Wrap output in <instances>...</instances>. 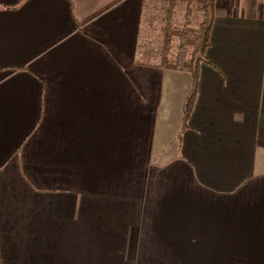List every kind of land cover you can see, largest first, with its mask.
<instances>
[{
  "label": "crops",
  "instance_id": "obj_1",
  "mask_svg": "<svg viewBox=\"0 0 264 264\" xmlns=\"http://www.w3.org/2000/svg\"><path fill=\"white\" fill-rule=\"evenodd\" d=\"M152 2L0 0V264H264V0H216L180 140Z\"/></svg>",
  "mask_w": 264,
  "mask_h": 264
},
{
  "label": "trees",
  "instance_id": "obj_2",
  "mask_svg": "<svg viewBox=\"0 0 264 264\" xmlns=\"http://www.w3.org/2000/svg\"><path fill=\"white\" fill-rule=\"evenodd\" d=\"M152 3L151 7H159L157 13L148 14V20L159 21L156 26L151 21L152 30L155 33L158 30L160 37L158 66L190 73L193 79L192 88L183 104L182 128L178 135L180 140L196 102L201 65L218 67L207 56L216 16V0H153ZM147 6H144L143 16ZM194 19L199 21L195 24Z\"/></svg>",
  "mask_w": 264,
  "mask_h": 264
},
{
  "label": "rangeland",
  "instance_id": "obj_3",
  "mask_svg": "<svg viewBox=\"0 0 264 264\" xmlns=\"http://www.w3.org/2000/svg\"><path fill=\"white\" fill-rule=\"evenodd\" d=\"M158 8L159 7H151V6H147L146 8H145V15L143 16V19H142V23H141V30H142V33H148V34H150L151 35V37L153 38V40H154V42L155 43H157V44H155V46H158V45H160V37L158 36L159 35V32H158V30L156 31V33H155V31H153L152 30V28H151V21H152V23L154 22V20H151L150 21V19L148 20V14H150V13H157V11H159L158 10ZM152 15V14H151ZM180 18H181V20L183 19V15L182 16H180ZM197 21H199V19L198 20H195L194 19V22H195V24L197 23ZM159 21H157V22H154L153 24H154V26H156V23H158ZM160 24V23H159ZM194 23H193V25H195ZM155 35H157V37L155 36ZM155 37V38H154ZM153 59V61H154V58H152ZM151 59V60H152ZM157 59H159V58H157ZM159 61V60H158Z\"/></svg>",
  "mask_w": 264,
  "mask_h": 264
}]
</instances>
